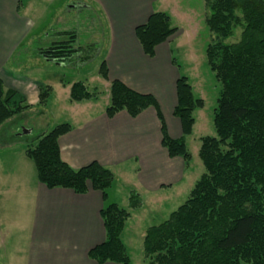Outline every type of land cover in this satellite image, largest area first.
<instances>
[{"label":"trees","instance_id":"obj_1","mask_svg":"<svg viewBox=\"0 0 264 264\" xmlns=\"http://www.w3.org/2000/svg\"><path fill=\"white\" fill-rule=\"evenodd\" d=\"M205 6L204 24L212 36L205 49L206 64L221 86L212 120L215 137L200 138L198 157L204 173L166 221L146 229L143 255L149 264H264V0H205ZM235 24L242 27L240 37L226 43ZM176 31L168 15L155 12L134 34L144 55L153 58L156 47ZM55 37L49 46H37L36 55L62 66H84L98 58V46H77L74 31L57 32ZM98 75L110 85L108 118L122 111L136 118L153 108L168 157L190 162L185 138L192 133L193 113L204 104L194 96L186 77L179 75L175 83L173 117L180 123L181 137L173 139L154 96L109 80L104 60ZM51 93L50 87H40L38 108L46 105ZM95 99L84 83L71 85L70 102ZM28 109L24 97L4 89L0 80V126ZM70 130L68 123H62L24 143V154L34 165L38 183L80 195L91 188L107 202L115 181L108 168L91 162L73 170L62 161L58 139ZM140 206L139 196L131 192L129 209ZM100 217L105 240L88 257L97 264H130L121 240L129 213L106 203Z\"/></svg>","mask_w":264,"mask_h":264},{"label":"crops","instance_id":"obj_2","mask_svg":"<svg viewBox=\"0 0 264 264\" xmlns=\"http://www.w3.org/2000/svg\"><path fill=\"white\" fill-rule=\"evenodd\" d=\"M57 1V6H61L69 0H0V80L4 89L16 91L24 97L30 107L24 113L38 108L40 87L52 89L46 105L54 99L65 100L68 104L63 113L71 130L58 139L62 161L73 170L97 162L114 174L115 183L108 191L107 202H104L102 194L91 188L80 195L68 189H47L38 181L34 182L35 168L26 158L24 149L15 160L9 161L10 156L1 160L0 203L3 204L0 206L8 211L23 209V203L9 202L29 200L28 210L34 218L28 228H20V233H26L11 243L6 239L12 232L5 231L3 235L0 230V261L5 260L4 264H97L88 257V252L105 240L100 211L106 203L125 208L130 216L127 224L136 211L147 215L148 210L158 209L165 199L164 188L174 190L182 182L180 171L183 161L170 159L162 147L160 123L153 108L146 109L136 118H131L124 111L108 118L105 114L109 103L107 95L101 110L98 107L100 96L79 103L69 101L70 87L74 82L64 81L57 72L54 74L53 62L40 57L41 61L33 65L22 67L24 61L17 63L20 50L28 53L27 45L43 39L45 41L38 46L47 47L53 43L57 32L69 30L63 26L61 31H53L49 19L42 25L36 21V14H40L43 7L50 9ZM162 1L75 0L72 7L89 8L98 16L100 29H96L95 35H101L104 44L101 48L92 44L98 46V57L106 63L109 80H118L137 93L154 96L169 136L178 139L181 127L173 117V109L179 74L173 68L170 47L183 31L180 29L177 35L157 46L153 58L144 55L134 34L135 28L144 24L152 13L167 11ZM66 8L68 13L71 7ZM169 14L173 18L172 13ZM72 31L78 40L77 31ZM36 47H33L34 55ZM170 123L174 125L173 131ZM9 184H32L33 187L27 189L29 195L24 197L21 193H25V189L20 187L19 190V187ZM131 192L136 193L141 201V206L134 210L128 207ZM0 216L6 218L8 214ZM126 224L121 240L127 251L124 241ZM9 248L13 251L6 254Z\"/></svg>","mask_w":264,"mask_h":264},{"label":"rangeland","instance_id":"obj_3","mask_svg":"<svg viewBox=\"0 0 264 264\" xmlns=\"http://www.w3.org/2000/svg\"><path fill=\"white\" fill-rule=\"evenodd\" d=\"M58 3L59 1L55 2L50 9H45V7H43L41 13L36 14V17H38L36 21L42 25L46 23L48 19L51 20V28L53 31H61L60 28L63 26L69 29L66 31H72V29H74L79 35L77 46L95 43L101 48L104 44V40L101 39V35H95L96 29H100L99 18L95 12L90 11L89 8H86L88 10L82 9L83 7L73 8V3H76L75 0H69L61 6H57ZM162 4L167 11L160 13H164L170 17L169 13L171 12L173 15V18L170 17L171 26L177 29L175 34L171 37L177 35L180 29L183 31L179 39L171 43L170 54L175 62L173 68L178 71L180 76H184L188 79L194 96L201 99L204 106L201 110H197L193 113L195 120L193 131L190 136L185 138L186 146L191 154V161L189 164L182 162L183 166L180 171L182 182L180 186H176L174 190L164 188L163 192H165V199L163 205L159 204L158 209L148 210L147 215L137 211L132 213L131 220L126 224L127 229L125 231L124 241L127 246V254L131 260V264H149V261L143 256L142 249L143 235L146 229L166 221L169 215L185 202L194 184L204 173L202 162L198 157L200 138L215 137L212 123L213 112L217 107V99L221 90L220 84L215 80L213 73L206 64L205 49L206 46L211 43L212 36L209 34L204 24L205 16H207L208 13L205 0H164ZM66 6L69 8L71 7L68 13L65 12V9H67ZM35 11L37 12V9ZM241 29V25L235 24L232 34L229 39L226 40V43L237 42L241 34ZM87 32H90L91 35ZM93 37L95 40H93ZM43 41L45 40L39 39L32 42L29 46L27 45L25 49L28 53L20 50L18 54L20 57H17V63L24 61L22 64L23 67L24 65H33L40 62L41 58L33 54V47L38 46V44ZM53 42H55V38H53ZM101 61L102 58L98 57L84 66H71L74 63L62 66L53 63V73L56 74L57 72L64 81H69L70 83H84L87 89L96 95V99L97 96H100L98 107L99 110H101L105 106L106 95L108 96V101L110 100V85L107 87L106 84L109 83L98 75V68ZM165 75L169 77L167 74ZM67 104L65 100H61L60 98L54 99L46 105L45 109H32L30 112L16 115L10 120L5 121L4 124L0 126V161L6 160L8 156H10L9 161L15 160V157L23 152L24 143H28L32 141L33 138L40 136L42 133H46L53 127L65 123L68 118L66 114L63 113V110ZM172 119L175 118L172 117ZM170 128L172 131L174 130V125L172 123H170ZM33 181H37L34 173ZM9 185H15L16 188L19 187V190L21 189L20 187L25 189V193H21L24 197L29 195L27 189L33 187L32 184H25L24 186H22L23 184L20 186L17 184ZM116 201H120V195ZM9 203H23V209L20 208L12 211L5 210L0 206V215L5 213L8 214L6 218L0 216V222H3L0 225V230L3 235L5 231L13 233L8 235L6 239L8 243H11L16 237H20L26 233H20V228H28L30 224H33L34 218L31 216L30 210H28L29 200L24 202L11 200ZM0 204H3V202ZM20 245L22 246L23 244L21 243ZM12 251L13 249L9 248L6 250V254ZM5 262V260H1L0 264H4Z\"/></svg>","mask_w":264,"mask_h":264},{"label":"water","instance_id":"obj_4","mask_svg":"<svg viewBox=\"0 0 264 264\" xmlns=\"http://www.w3.org/2000/svg\"><path fill=\"white\" fill-rule=\"evenodd\" d=\"M29 132V131H28Z\"/></svg>","mask_w":264,"mask_h":264}]
</instances>
